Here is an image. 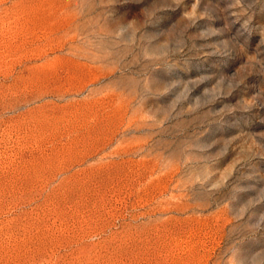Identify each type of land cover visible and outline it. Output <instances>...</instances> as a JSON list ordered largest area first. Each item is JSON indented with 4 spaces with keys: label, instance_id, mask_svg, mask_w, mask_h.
Segmentation results:
<instances>
[{
    "label": "rangeland",
    "instance_id": "rangeland-1",
    "mask_svg": "<svg viewBox=\"0 0 264 264\" xmlns=\"http://www.w3.org/2000/svg\"><path fill=\"white\" fill-rule=\"evenodd\" d=\"M0 264H264V0H0Z\"/></svg>",
    "mask_w": 264,
    "mask_h": 264
}]
</instances>
